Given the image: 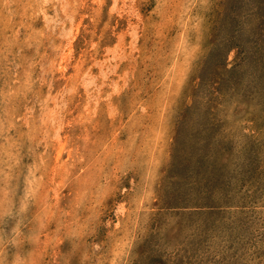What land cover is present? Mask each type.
Instances as JSON below:
<instances>
[{"label": "rangeland", "instance_id": "1", "mask_svg": "<svg viewBox=\"0 0 264 264\" xmlns=\"http://www.w3.org/2000/svg\"><path fill=\"white\" fill-rule=\"evenodd\" d=\"M0 264H264V0H0Z\"/></svg>", "mask_w": 264, "mask_h": 264}]
</instances>
